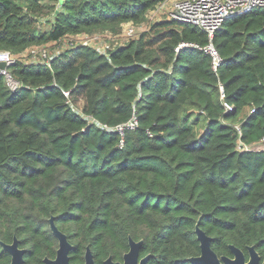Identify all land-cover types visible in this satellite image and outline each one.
Segmentation results:
<instances>
[{"label": "trees", "instance_id": "1", "mask_svg": "<svg viewBox=\"0 0 264 264\" xmlns=\"http://www.w3.org/2000/svg\"><path fill=\"white\" fill-rule=\"evenodd\" d=\"M164 1L0 0V51L13 55L16 82L0 73V243L16 238L24 264L55 257L50 218L72 264L87 247L95 264L122 261L129 238L148 264H195L197 221L218 256L234 245L248 258L253 245L264 259V151L237 149L264 139V8L209 38L149 22ZM125 23L147 28L105 53L78 43L26 60ZM10 260L0 244V264Z\"/></svg>", "mask_w": 264, "mask_h": 264}, {"label": "built area", "instance_id": "2", "mask_svg": "<svg viewBox=\"0 0 264 264\" xmlns=\"http://www.w3.org/2000/svg\"><path fill=\"white\" fill-rule=\"evenodd\" d=\"M168 1L171 2V5L166 12H164V17L162 18L194 25L205 31L209 38H211L212 34L221 27L222 23L226 19L246 13L255 8H264V0H165L159 4L156 9L151 11V13L161 10V8L164 7V4ZM126 41L127 39L119 44H123ZM78 43L91 46L100 53H105L108 48H111L109 45L105 46V43L100 44V42H96L90 44L86 41L76 42L72 39V37H70L68 40H63L55 44L52 51H49L48 47H36L29 50L25 57L27 58V61L47 63L54 55L59 54L61 50ZM204 50L211 56L213 68H215L219 60L215 48L211 43H209L205 46ZM13 61L14 57L9 51H0V62H4L6 64V68ZM6 68L0 70V73L6 77L9 86L11 88H15L16 82L11 79L10 75L6 71ZM224 107L226 110L231 109V107L227 104H224ZM136 125V120H131L127 124V127L134 128ZM121 129V127L118 128L119 131H121ZM237 149L264 151V139L251 145H244L241 141H239Z\"/></svg>", "mask_w": 264, "mask_h": 264}, {"label": "water", "instance_id": "3", "mask_svg": "<svg viewBox=\"0 0 264 264\" xmlns=\"http://www.w3.org/2000/svg\"><path fill=\"white\" fill-rule=\"evenodd\" d=\"M6 68L4 62H0V70ZM52 233L58 240V248L54 258H44L43 264H72L69 259V252L72 249V245L68 242L64 233L60 232L52 222V218L49 219ZM196 239L199 242L200 255L189 258V261L195 264H264V259H261L260 254L256 251L253 245L247 247L248 258L245 253L235 247L229 245L231 256H218L212 249V238L208 236L200 227L199 221L195 224L194 229ZM3 250L8 252L11 256L9 264H24L25 249L18 247V240L13 239L11 244L0 243ZM129 249L122 256V261H113L111 257H108L104 264H148V256L139 258V250L141 247V241H133L129 238ZM84 264H95L92 254L89 248H86L84 254Z\"/></svg>", "mask_w": 264, "mask_h": 264}, {"label": "rangeland", "instance_id": "4", "mask_svg": "<svg viewBox=\"0 0 264 264\" xmlns=\"http://www.w3.org/2000/svg\"><path fill=\"white\" fill-rule=\"evenodd\" d=\"M19 2H22L23 0H18ZM171 2H167L164 4V7L161 8V10L156 11V12H150L148 15V21L152 22V21H156L159 19H162V17H164V12H166V10L170 7ZM49 25L48 24H43L41 26L42 30H46L48 29ZM147 28V23H142V24H133V23H125L122 26V30L120 33H118L117 35H112L110 32H100V33H94V34H80L77 36H73L72 39L76 42H88V43H96V42H100L101 43H105L106 45L109 46H114L117 45L121 42H124L126 39H129L135 35H138L140 32L146 30ZM121 34V35H120ZM119 35V36H118ZM53 47L49 48V51L53 50Z\"/></svg>", "mask_w": 264, "mask_h": 264}]
</instances>
